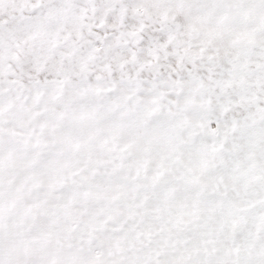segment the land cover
Wrapping results in <instances>:
<instances>
[{"label":"snow or ice","instance_id":"1","mask_svg":"<svg viewBox=\"0 0 264 264\" xmlns=\"http://www.w3.org/2000/svg\"><path fill=\"white\" fill-rule=\"evenodd\" d=\"M0 264H264V0H0Z\"/></svg>","mask_w":264,"mask_h":264}]
</instances>
